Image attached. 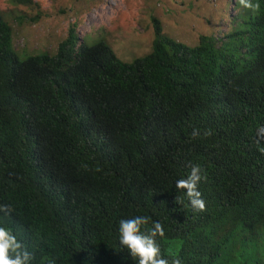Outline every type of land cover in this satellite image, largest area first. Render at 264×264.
Returning <instances> with one entry per match:
<instances>
[{
  "label": "trees",
  "instance_id": "trees-1",
  "mask_svg": "<svg viewBox=\"0 0 264 264\" xmlns=\"http://www.w3.org/2000/svg\"><path fill=\"white\" fill-rule=\"evenodd\" d=\"M257 2L254 12L234 0L226 31L197 44L168 36L152 16L149 52L130 61L105 26L83 41L76 18L56 54L18 52L14 23L32 26L47 14L18 7L8 20L0 10V205L11 209L0 211V227L32 253L31 264H136L119 243L120 220L136 216L149 217L142 232L163 225L156 240L169 261L264 264ZM193 165L204 177V211L175 188Z\"/></svg>",
  "mask_w": 264,
  "mask_h": 264
},
{
  "label": "rangeland",
  "instance_id": "rangeland-1",
  "mask_svg": "<svg viewBox=\"0 0 264 264\" xmlns=\"http://www.w3.org/2000/svg\"><path fill=\"white\" fill-rule=\"evenodd\" d=\"M93 1L33 0L37 8L31 10L25 5H12L8 0H0V10L5 12L8 20L11 15L14 16L12 11L16 12L18 7L47 14L32 26L23 27L14 23L12 46L18 52L56 54L58 45L68 35V26L76 18L79 36L85 37L89 43L93 40L89 39V33L93 31L91 37H94V30L105 26L111 33L108 41L115 39L112 46L125 61L149 52L148 47L154 39L152 16L162 22L168 36L176 39L173 35L175 32L184 38V42L197 44L200 35H220L226 31L230 25L228 16L237 13L233 6L234 0L226 7L224 2L216 0H96L98 3L91 4ZM61 7L66 8L64 13H60L58 8ZM90 9L96 11L91 13L92 10L88 11Z\"/></svg>",
  "mask_w": 264,
  "mask_h": 264
},
{
  "label": "clouds",
  "instance_id": "clouds-1",
  "mask_svg": "<svg viewBox=\"0 0 264 264\" xmlns=\"http://www.w3.org/2000/svg\"><path fill=\"white\" fill-rule=\"evenodd\" d=\"M238 2L246 9L259 12L260 5L258 2L255 4L252 3V0H238ZM95 11L96 10L93 9L91 13ZM88 36L89 39H93L91 35ZM83 41H87L85 37ZM43 53L49 54L48 52H38L36 54ZM8 72L10 76L12 70L8 68ZM198 134L199 133L194 130L192 135L196 136ZM209 134L208 132L205 133V135ZM257 137V142H259V139H264V126H261L257 130ZM203 178L201 167L199 165H193L187 178L179 179L175 182L176 190L185 192L194 211L205 210V202L202 199L201 192L198 190V185ZM175 203L182 205L183 199L176 196ZM10 210L9 205H0V211L4 212L6 215ZM148 224L149 217L146 216L121 219L119 222V243L123 248L128 250L133 261H135L136 264H181V259L179 257H173L171 261H169L161 256V249L157 243L156 237L164 236L163 225L159 221H154L152 222V227L148 229L146 233L142 232V226H147ZM32 258V253L27 251L11 230L7 227H0V264H31Z\"/></svg>",
  "mask_w": 264,
  "mask_h": 264
}]
</instances>
